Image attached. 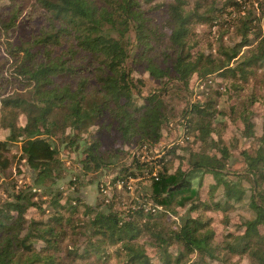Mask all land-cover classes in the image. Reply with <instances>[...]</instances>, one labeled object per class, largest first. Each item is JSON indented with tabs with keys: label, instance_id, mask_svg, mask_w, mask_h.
I'll use <instances>...</instances> for the list:
<instances>
[{
	"label": "trees",
	"instance_id": "obj_1",
	"mask_svg": "<svg viewBox=\"0 0 264 264\" xmlns=\"http://www.w3.org/2000/svg\"><path fill=\"white\" fill-rule=\"evenodd\" d=\"M248 1L226 0L219 10L216 0H0V127L8 134L0 141V190L9 198L0 205V264H187L191 257L190 264H264V132L234 155L213 137L223 125L214 101L221 92L211 87L201 93L205 102H188L195 77L218 75L228 87L223 109L253 129L250 109L264 105V95L246 85L251 69L260 64L264 71V13L245 15ZM216 23L237 38L217 56L201 48L196 30ZM149 83L156 89L145 96ZM180 96L178 125L188 147L185 170L170 174L176 148L153 166L134 151L161 147L176 117L170 100ZM22 115L25 126L18 124ZM79 142L80 172L90 183L131 158L113 183L124 181L126 191L130 179L150 175L151 188L137 182L123 211L115 199L103 198L96 210L53 191L65 171L61 151L78 150ZM26 169L32 187L53 194L43 203L51 210L45 221L27 219L43 204L26 192L30 185L18 187ZM186 207L189 215L174 229L154 222ZM239 209L249 215L236 227L244 233L227 229ZM215 216L226 227L220 238Z\"/></svg>",
	"mask_w": 264,
	"mask_h": 264
},
{
	"label": "rangeland",
	"instance_id": "obj_2",
	"mask_svg": "<svg viewBox=\"0 0 264 264\" xmlns=\"http://www.w3.org/2000/svg\"><path fill=\"white\" fill-rule=\"evenodd\" d=\"M194 1V0H190ZM217 6L216 8L221 10L223 8V5L226 0H216ZM260 5H263L261 8ZM243 13L246 15L248 13H258V16L260 13H264V0H250L247 3H245L242 7ZM230 12L235 13L233 17H236L238 13L235 10H230ZM244 14L239 15L240 17L244 16ZM163 18V15L158 17V21L162 23L161 19ZM229 19V18H228ZM229 21V20H228ZM264 21V19H263ZM197 36L198 41H201V48L206 49L210 52L209 49L212 48L213 55H218V50L220 45H228L230 42L234 39H237L233 33V29H222L221 24H215L212 28L210 26H204L201 25L197 29ZM3 40L0 41V45ZM246 52V49L243 50V54ZM242 54V55H243ZM240 57H243V56ZM239 57V59H240ZM239 60L238 62H240ZM4 62V61H3ZM236 64H234L235 66ZM252 73V79H250V83L246 85L250 89L253 88V91H256L254 95L262 100V97L264 95V71L263 68L260 67V64H258L254 69L250 70ZM254 75V76H253ZM147 77V76H145ZM191 89L193 92V97L189 100V105L197 104L198 101L205 102L207 97H204L201 93L205 92V94H208L209 89L211 90V87L214 88L217 91H220L221 94L217 98H215L214 101L218 102L220 104V109L223 119V125H219L216 127V134L213 136L215 140L221 145H226L230 149V151L237 155L240 152L244 150H248L250 148H253L254 145H256L255 138H260V136L264 132V105H262V101L260 103L253 104L251 107V112H254L255 116L252 118V123L254 124L253 129H248L245 127V125L240 121L238 118V115H234V117L230 116V113L226 110L228 109L227 105L225 104V108L223 109V99L225 98L226 94L225 90H228V87L221 82V79L218 77V75L213 76V78H210L209 81H203V79L195 77L191 83ZM156 89V85L148 84L145 89L143 90L144 95H148V93ZM24 94L25 92H20ZM180 100L175 104L173 101L170 100V108L174 109L176 114V117L174 118V122L171 124L170 128H168L165 131V138L162 141L161 147L158 149H148L144 148V150L141 151H134L135 154L138 153V157L142 163H149V165L153 166L154 163L152 161H158L159 159L163 158L165 154H167V150H173L175 149L174 156H169L170 159L169 163V173L173 174L175 173L179 168H182L185 170V164L182 163L181 158L184 157L185 154V148L188 147L186 144V133L184 132V129L181 128L178 123L181 120V112L183 111V108L185 107V103ZM209 97V96H208ZM261 97V98H260ZM247 98H251L248 96ZM226 103V102H225ZM229 106H231V101ZM239 105V103H237ZM250 105V104H249ZM239 107V106H238ZM27 123V117L25 115H22L19 120L18 124L19 126H25ZM7 132L2 130L0 127V141H5L7 138ZM195 148H197L195 146ZM85 149L84 142H79V149H72V150H66L63 148L61 151L60 159L64 163L65 171L63 173L62 179L60 182H58L57 186L53 189V191H61L65 197H69L74 199L81 198L84 200L85 204L88 205L91 208L99 209L101 208V204L103 202V196L100 195V186L102 185V182L105 180L106 177L110 178V181L112 183L113 187V193H112V199H115L118 207L123 211L128 209L130 206L129 203H131V198L133 199L136 195V183L140 182L141 186L144 187L146 190H149L151 187L150 183V175H147L146 180L144 178H140L139 180L132 183L131 187L132 190L127 189L126 191L122 189H117L115 187V179L117 178V174L119 171L120 166H129V163L131 162V158H125L121 161L120 165H116L113 167V169L108 173L104 172V176L102 179L98 178L94 183H90L89 180H91V177L85 178L83 175H81L80 172V165L79 162L81 161L83 157V151ZM166 152V153H165ZM134 155V154H133ZM237 157V156H236ZM233 163H236V159H234ZM243 166L239 162L234 170L236 172L242 170ZM77 179V186L75 191L70 190L71 180L72 178ZM73 178V179H74ZM79 182L81 184L79 185ZM114 182V183H113ZM1 185V183H0ZM31 186L30 190L32 194H36L35 199L33 200L35 203L42 204L48 203L50 201L49 194L51 193L50 190H38L37 188L32 187L33 182L31 180V173L26 169L25 174H23L18 183V187L21 189H26L27 186ZM243 187L245 189H250V184L248 181H244L242 183ZM116 191V193H115ZM130 192V193H129ZM8 194L4 192V190H0V205L5 204V202L8 201L9 198H7ZM74 205V203H72ZM150 205V210L152 209ZM103 207V206H102ZM42 212L38 211L35 208H31L27 213V219L31 220L32 218H36L39 221H45L49 219V215L51 213V210L48 208V204H43ZM189 215V207H186L184 209L178 210L177 215L170 214L168 215V219L165 220H155L154 222H158L162 228V230L167 231L169 228H173L175 226L181 225L182 221ZM194 213H192V216ZM240 216L242 217H249L248 213L244 212L243 209H239L237 212H232L229 214L230 217V226L227 228L229 231H239L240 233H244L243 229H238L236 227L240 226ZM216 217V216H215ZM217 218V222L214 224L215 232L217 236L220 238L221 235L225 233V224L223 222L220 223V218ZM149 218L145 217L143 218L142 222L146 223ZM243 230V231H242ZM261 233H264V228L260 229ZM222 254H219L218 257H221ZM239 259L236 258L235 261H238ZM193 261V257L188 259L186 261L187 264H190ZM209 264H221L219 262L209 263ZM241 264H248L247 260L241 261Z\"/></svg>",
	"mask_w": 264,
	"mask_h": 264
},
{
	"label": "built area",
	"instance_id": "obj_3",
	"mask_svg": "<svg viewBox=\"0 0 264 264\" xmlns=\"http://www.w3.org/2000/svg\"><path fill=\"white\" fill-rule=\"evenodd\" d=\"M136 180L130 179L127 182V187L129 190H132V183H134ZM76 179H73V184L70 187V190L75 191L76 189ZM115 187L117 189H122L124 187V181H119L115 184ZM100 192L103 198L105 199L106 203H109L112 200V193H113V187L112 183L110 181L109 177H106L105 180L102 182V185L100 186ZM156 209L152 208L151 212H155Z\"/></svg>",
	"mask_w": 264,
	"mask_h": 264
}]
</instances>
